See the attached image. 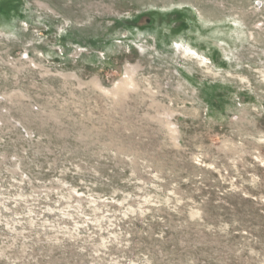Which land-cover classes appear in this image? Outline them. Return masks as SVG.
Here are the masks:
<instances>
[{"label": "rangeland", "instance_id": "374dc122", "mask_svg": "<svg viewBox=\"0 0 264 264\" xmlns=\"http://www.w3.org/2000/svg\"><path fill=\"white\" fill-rule=\"evenodd\" d=\"M0 264H264V0H0Z\"/></svg>", "mask_w": 264, "mask_h": 264}, {"label": "built area", "instance_id": "2783aa9c", "mask_svg": "<svg viewBox=\"0 0 264 264\" xmlns=\"http://www.w3.org/2000/svg\"><path fill=\"white\" fill-rule=\"evenodd\" d=\"M255 4H256L257 7H261L262 6V2L261 1H256Z\"/></svg>", "mask_w": 264, "mask_h": 264}]
</instances>
